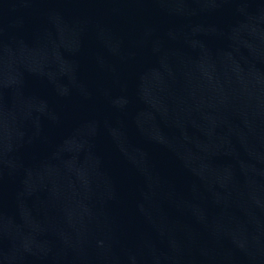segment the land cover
Segmentation results:
<instances>
[{
	"label": "water",
	"instance_id": "obj_1",
	"mask_svg": "<svg viewBox=\"0 0 264 264\" xmlns=\"http://www.w3.org/2000/svg\"><path fill=\"white\" fill-rule=\"evenodd\" d=\"M0 264H264V0H0Z\"/></svg>",
	"mask_w": 264,
	"mask_h": 264
}]
</instances>
